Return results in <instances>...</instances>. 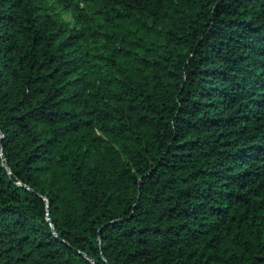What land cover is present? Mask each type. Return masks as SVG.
Returning a JSON list of instances; mask_svg holds the SVG:
<instances>
[{
    "label": "trees",
    "instance_id": "obj_1",
    "mask_svg": "<svg viewBox=\"0 0 264 264\" xmlns=\"http://www.w3.org/2000/svg\"><path fill=\"white\" fill-rule=\"evenodd\" d=\"M0 264H264V0H0Z\"/></svg>",
    "mask_w": 264,
    "mask_h": 264
},
{
    "label": "rangeland",
    "instance_id": "obj_2",
    "mask_svg": "<svg viewBox=\"0 0 264 264\" xmlns=\"http://www.w3.org/2000/svg\"><path fill=\"white\" fill-rule=\"evenodd\" d=\"M62 17H64V19L67 21V22H72V18L70 16V14H64L62 13Z\"/></svg>",
    "mask_w": 264,
    "mask_h": 264
}]
</instances>
